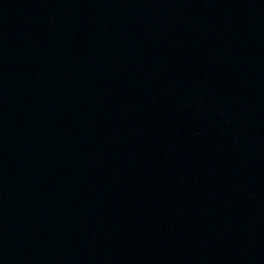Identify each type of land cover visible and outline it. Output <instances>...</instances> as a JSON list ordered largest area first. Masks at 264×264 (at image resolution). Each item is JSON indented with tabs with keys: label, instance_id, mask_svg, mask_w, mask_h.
Masks as SVG:
<instances>
[{
	"label": "water",
	"instance_id": "water-1",
	"mask_svg": "<svg viewBox=\"0 0 264 264\" xmlns=\"http://www.w3.org/2000/svg\"><path fill=\"white\" fill-rule=\"evenodd\" d=\"M0 264H264V0H0Z\"/></svg>",
	"mask_w": 264,
	"mask_h": 264
}]
</instances>
